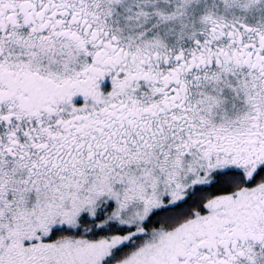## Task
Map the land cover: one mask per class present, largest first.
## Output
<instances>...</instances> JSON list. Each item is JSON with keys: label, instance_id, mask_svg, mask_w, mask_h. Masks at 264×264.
Here are the masks:
<instances>
[{"label": "snow or ice", "instance_id": "snow-or-ice-1", "mask_svg": "<svg viewBox=\"0 0 264 264\" xmlns=\"http://www.w3.org/2000/svg\"><path fill=\"white\" fill-rule=\"evenodd\" d=\"M0 264H264V0H0Z\"/></svg>", "mask_w": 264, "mask_h": 264}]
</instances>
